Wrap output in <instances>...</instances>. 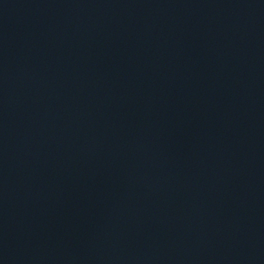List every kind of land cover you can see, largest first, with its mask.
<instances>
[{
	"label": "water",
	"instance_id": "1",
	"mask_svg": "<svg viewBox=\"0 0 264 264\" xmlns=\"http://www.w3.org/2000/svg\"><path fill=\"white\" fill-rule=\"evenodd\" d=\"M0 8L185 11L264 17V0H0Z\"/></svg>",
	"mask_w": 264,
	"mask_h": 264
}]
</instances>
